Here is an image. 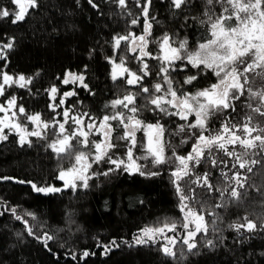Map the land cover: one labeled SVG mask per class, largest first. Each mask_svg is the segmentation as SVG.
I'll use <instances>...</instances> for the list:
<instances>
[{"label": "trees", "instance_id": "trees-1", "mask_svg": "<svg viewBox=\"0 0 264 264\" xmlns=\"http://www.w3.org/2000/svg\"><path fill=\"white\" fill-rule=\"evenodd\" d=\"M38 2L39 7L31 9L23 22L12 24L11 17L0 19V42L6 43L9 37L15 41L14 49L7 54V61L0 60V67L7 64L3 70L8 74L32 77V83L25 88H6L5 95L0 96V103H5L14 95L17 105H22L27 114L39 113L41 119L50 125L54 123L53 118L63 122L62 113L65 109L71 110L70 116H82L85 125L90 122L89 117L95 118L98 124L103 115L112 114L110 103L113 99L122 97L126 91L139 92L137 87L128 86L123 80L112 82L111 65L106 57L112 55L111 39L114 35L129 31L142 33L141 8L136 6L135 0H128V11L131 12L128 15L117 6L115 0H94L98 5L97 9H93L87 0ZM140 2L143 4L144 0ZM0 7L14 8L10 0H0ZM212 7L215 18L222 8L218 3H214ZM207 11L206 0H189L179 10L171 7L170 0H152L150 18L155 19L152 20V36L149 39L158 40L167 32L177 44L187 39L189 49L194 48L209 37V25L206 22L208 17L205 15ZM137 17L139 24L132 26L131 20ZM148 50L153 55L159 54L155 43H150ZM127 58V66L137 70L139 64L133 54L127 53ZM145 59L152 74L143 83L151 88L162 80L157 75L159 61ZM177 66V70L171 72V77L173 87L180 92L194 93L216 82L211 72L192 68L180 61ZM69 71L84 73L91 92L73 84L64 85L62 79ZM188 75H198V78L193 84H184ZM253 78L256 80L253 87L258 89L262 82ZM53 85L60 90L55 101L57 105L63 92L77 93L67 98L65 104L57 107L55 112L49 107L53 101L46 91ZM246 94L235 102V112L229 109L213 117L211 127L218 129L225 118L232 123H243L251 113L247 104L251 102L256 106V102L249 101ZM144 95L141 93L137 96L136 106L140 108L138 118L146 123L159 122L164 125L165 139L171 144V147L166 148L168 156L172 155L173 147L177 154L187 155L195 137L189 138L187 132L172 135L185 121L178 116L153 110L151 105L145 107L147 102ZM117 111H125L126 115H130L124 109ZM84 113H88V116H83ZM252 115L256 124L264 126V116ZM19 120L29 131L33 129L34 125L24 116H19ZM189 122H193L192 118H189ZM111 123L116 129L113 140L120 145L114 150V154L123 156L126 142L116 139L123 134V129L118 121ZM65 127L70 133L77 126L70 119ZM57 131L58 125L56 128L50 126L46 132H42L44 139L29 137L31 144L26 143L21 147L19 137L15 133L8 134L6 129L8 139L0 142V177H13L32 181L38 186L52 185L63 189V182L56 179V176L60 169L71 167L74 158L68 155L58 158L49 147L57 139ZM136 135L137 148L134 154L143 155V133L140 131ZM78 139L80 138L72 140L74 151H93L91 148H83L77 143ZM99 139L100 136L94 132L89 136V140L93 142ZM182 139H187V143L182 144ZM237 150L243 151L239 148ZM215 155L217 159L226 161L228 167L220 164L214 168L210 163H202L195 172H210L212 183L223 185L221 170L228 172L229 176L240 170L233 169L234 161L229 160L222 152ZM253 158L261 163L253 168L252 173H244L249 176V180L245 189L241 190L242 203H229L227 209H216L222 222L217 221L215 232L211 230L210 223L207 237L202 233L197 236L198 247L192 253L183 245V228L178 227L180 235L174 249L177 252L175 259L160 251V243L132 247L123 243H131L144 227L155 226L165 218L182 221L176 191L170 180V172L174 169L171 163L162 165L159 169H146L160 173L153 177L129 174L122 168L103 175L114 166L106 162L93 163L90 172L95 175L89 180L87 188L78 187L75 191L68 188L49 195L33 191L27 183L0 179V264H264V232L239 235L228 227L245 215L257 220L258 224L264 221V155ZM192 178L194 177L188 179ZM192 187L195 188L197 200H206L209 206L220 202L218 193L209 195L206 188L196 187L194 184ZM256 188L260 191L257 192ZM192 206L197 210L201 207L196 202H192ZM12 208L16 209L21 220L15 218ZM26 213L34 214L35 219ZM206 219L211 222L213 217L206 215ZM24 221L32 227L35 236L41 239L28 235ZM45 234L52 237L47 242V247L42 242ZM112 240H116L120 247L104 254V249L98 245L108 244ZM206 240H212L214 246H206ZM84 251L90 253L87 258H82ZM73 255L76 256L75 260L72 259Z\"/></svg>", "mask_w": 264, "mask_h": 264}, {"label": "snow or ice", "instance_id": "snow-or-ice-1", "mask_svg": "<svg viewBox=\"0 0 264 264\" xmlns=\"http://www.w3.org/2000/svg\"><path fill=\"white\" fill-rule=\"evenodd\" d=\"M93 9L98 5L94 0H87ZM136 6L141 8L143 17L142 34L137 35L134 32L125 34H116L111 39L112 55L107 56V62L111 65L110 78L113 83L117 80H123L128 86H134L139 92L126 93L113 99L110 107L113 109L112 114L103 115L97 124L96 119L89 117L90 122L85 125L82 116L71 115L70 109H65L62 113L63 122L55 120L50 125L49 122L43 121L39 113L27 114L22 105H17L16 96H11L5 103H0V142L8 139V134L15 133L19 137V143L23 147L26 143L31 144L29 137L35 136L44 139L42 132L51 126L56 128L57 139L49 147L61 157L68 155L74 158V163L67 169H60L56 179L63 182V189L60 187L48 185L38 186L32 181L20 180L13 177H0V179H12L19 184H30L33 191L49 195L61 192L65 189L77 190L78 187L87 188L89 180L95 175L91 173L93 163L106 162L114 167L102 173L108 175L111 171H117L121 168L129 174H139L141 176L153 177L160 173L158 171H146L149 167L159 169L162 165L173 164L174 169L170 172V180L173 184L178 198V208L182 214V221L165 218L155 226L144 227L133 241H123L129 247L143 246L149 243H160V251L168 257L175 259L177 252L174 250L177 245L178 227L183 228L182 243L186 246L187 251L192 253L197 249V236L201 233L207 237L211 230L217 231L215 225L217 221L222 222V217L216 209H227L229 203L240 204L241 190L245 189L248 184L249 176L244 173H252L253 168L260 164L261 161L253 158L257 155H264V126L253 124L254 116L248 114L241 124L232 123L225 118L218 129L211 127L212 118L220 113L227 112L231 109L236 111L235 102L240 100L247 93L249 101H255L256 106L249 102L247 107L251 113L264 116V0H206L208 11L205 15L208 17L209 37L206 42L199 43L193 49H189L187 39L180 41L178 44L167 32L158 40H150L152 36V20L150 18V8L152 0H135ZM117 6L131 15L128 11V0H115ZM189 0H170L171 7L176 10L186 6ZM220 4L222 11L213 18V5ZM14 8L0 7V19L11 17V23L17 24L23 22L29 15L31 9L39 7L38 0H10ZM132 26L139 24V17L131 20ZM155 43L158 46L159 54L153 55L149 51V44ZM14 38L9 37L7 42H0V60L7 61L8 52L14 49ZM123 45V47H122ZM132 53L139 64L137 70L127 66V53ZM124 53V54H120ZM159 61L157 75L162 78L161 82H156L150 87L145 86L143 81L152 74L146 59ZM185 62L195 69H203L211 72L216 82L211 83L194 93L180 92L173 87L174 81L171 72L177 70V62ZM7 64L0 67V96H4L6 88L17 86L25 88L32 83V77H26L23 74L13 76L3 69ZM183 70V69H181ZM258 78L262 83L260 87L254 88L253 85ZM198 75H188L183 83L193 84ZM59 79V77H58ZM62 83L64 85L73 84L91 92L86 76L84 73L66 72ZM166 85V87H165ZM49 98L53 101L49 107L53 112L57 107L63 106L67 98L77 95L75 91L63 92L59 104L55 103L60 90L51 86L46 90ZM145 94L146 105L152 106L153 110L169 116H178L180 120L185 121L179 125L176 132L172 135L184 134L187 132L189 138L195 137L191 150L187 155H179L173 147L172 155L166 154V148L171 147L170 141H166V128L159 122L146 123L138 118L140 108L136 106L137 96ZM94 94V93H93ZM124 109L125 111H117ZM19 116H24L26 120L34 125L31 131L22 124ZM83 116H88L84 113ZM194 116L195 121L189 122V118ZM71 119L77 127L72 132H68L65 125ZM112 121H118L119 126L123 129V134L117 137V141H125L126 151L123 156H116L114 150L120 147L119 143L114 142L113 133L115 128ZM8 130L6 134L5 130ZM86 129V130H85ZM143 131L144 140L142 143L143 155H135L134 150L137 148V132ZM101 136L99 142L89 140L90 134ZM67 133V134H66ZM79 137L77 143L83 148H91L93 151L85 152L83 150L74 151L72 140ZM181 143H187V139H182ZM243 151H237L236 149ZM222 152L232 163L233 169H239L229 176L228 172L221 170L223 185H214L211 181V173L203 172L197 174L195 169L202 163H210L212 167L223 164L228 167L226 161L217 159L215 153ZM140 161L149 163L143 164ZM189 177H194L188 179ZM187 181V183H183ZM196 187L206 188L209 195L216 192L219 194L220 202L209 206L206 200H197L195 195ZM257 192L259 188L255 189ZM227 197V199H225ZM192 202L200 203V210L192 206ZM12 214L17 220L22 217L17 214L16 209H11ZM35 219L34 214L26 213ZM207 216L213 217L209 222ZM25 229L29 236L37 239L33 229L24 221ZM231 230L239 235L244 233L253 234L264 232V221L257 223V220L250 219L248 215L239 218L228 226ZM168 233L176 235L169 236ZM162 238V239H161ZM50 235L45 234L42 242L47 247V242L51 240ZM206 246L212 247L213 241L206 240ZM104 249V254H108L114 248H119L120 244L116 240L108 244L98 245ZM90 255L88 251L82 253V258ZM181 255L183 253L181 252ZM75 260L76 256L73 255Z\"/></svg>", "mask_w": 264, "mask_h": 264}, {"label": "rangeland", "instance_id": "rangeland-1", "mask_svg": "<svg viewBox=\"0 0 264 264\" xmlns=\"http://www.w3.org/2000/svg\"><path fill=\"white\" fill-rule=\"evenodd\" d=\"M140 34H142V33H140ZM140 34H137V35H140ZM206 42V41H205ZM203 43V42H202ZM198 46V45H197ZM191 49H193V48H190V50ZM179 62V61H178ZM162 81V80H161ZM160 81V82H161ZM165 87H166V85H165ZM247 95V94H246ZM249 114H252V113H249ZM190 118H192V120H193V122L195 121V117L194 116H192V117H190ZM253 124H256V122H255V120L253 119ZM95 133V132H94ZM142 133H143V131H142ZM101 140V136H100V139L98 140V141H96V142H99ZM143 143H146V140H144V137H143ZM238 149V148H237ZM236 149V150H237ZM238 151V150H237ZM169 236H173V235H176L175 233L173 234V233H171V234H168ZM177 239H178V236H177Z\"/></svg>", "mask_w": 264, "mask_h": 264}]
</instances>
